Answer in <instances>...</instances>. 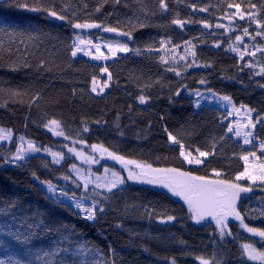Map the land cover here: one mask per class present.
Segmentation results:
<instances>
[{
  "label": "trees",
  "instance_id": "1",
  "mask_svg": "<svg viewBox=\"0 0 264 264\" xmlns=\"http://www.w3.org/2000/svg\"><path fill=\"white\" fill-rule=\"evenodd\" d=\"M165 2L167 10L160 11L158 0H121L118 4L107 0L102 6L101 0H48L44 6L67 16L66 20H58L22 6H39V0H0V130L10 132L13 137L10 144L0 146V206L11 208V214L0 216V224L11 222L9 229H0V259L12 255L23 259V252L29 247L34 251L61 247L83 250L82 254L72 251L71 260L65 257L66 264H172L173 260L175 264H201V259L211 264H261L248 260L241 248L242 244H251L264 252V242L258 237L240 230L235 222L229 225L231 235L221 240L215 223L197 224L182 199L171 197L155 186L128 183L112 193L100 192L107 197L105 211L97 213L95 221H87L67 204L49 199L33 177L35 174L40 181L63 186L60 179L67 175L72 182L67 183L72 186L68 190L70 194L101 199L94 196L95 192L91 196L77 187L78 182L70 172L74 160L52 165L48 157L33 156L20 165L7 162L8 157L15 155L20 137H24L25 141L63 152L84 146L90 153L91 145H103L130 160L154 167H175L194 175L210 176V170L216 168L223 173L222 178L233 179L243 171L244 161L240 157L251 151L258 154L257 146L246 148L229 135L228 112L211 107L196 110L187 92L198 89L228 95L236 107L244 105L253 109L256 120L264 116V87L258 86L264 85V76L255 75L264 66V54L256 51L264 46V37L251 38L257 25L249 19L238 23L235 17L231 26L235 30H228L225 14L235 9L226 5L240 3L245 10L246 0ZM252 3L256 4L258 18H264V2L252 0ZM193 4L196 9L192 8ZM97 7L100 12L95 11ZM199 8L208 11L201 12ZM177 17L195 22L180 29L171 24ZM199 21L213 27L205 29ZM76 22L113 27L119 22L121 31L132 32L129 45L133 51L106 65L72 57L76 32L71 24ZM141 23L143 27L139 26ZM217 23L226 27L215 28ZM244 27L248 28V36L243 34ZM237 35L248 39L246 51L255 50L254 57L245 55L240 60L239 53L230 50L229 45L238 46ZM169 37L173 45L191 41L196 45L197 62L211 66L185 69L184 61H180L176 67L181 75L176 76L168 68L173 55L178 58L185 54L184 48L175 49L167 56L169 49L155 50L160 48V39ZM217 43L219 48L215 47ZM148 48L153 51H147ZM137 49L140 54H136ZM192 50L188 49L189 62ZM161 56H165L168 64L161 62ZM42 60L46 62L43 69ZM248 61L253 63V68L245 67ZM105 66L112 76L111 87L104 96H95L91 80L92 77L107 80L101 71ZM202 78L207 81L205 85L198 83ZM184 85L187 90H181L179 96L173 95ZM141 94L149 97L148 103H139ZM51 119L60 121L68 139L56 138L44 127ZM85 127L87 132L83 131ZM165 127L186 148L193 145L205 151L215 144V155L208 157L210 163L190 167L182 162L176 146L168 140ZM254 137L258 143L264 141V123L255 128ZM81 139L86 144H73V140ZM258 156L264 161V155ZM104 165L120 170L111 163ZM241 184L250 186L246 182ZM238 211L249 227L264 230L261 215L264 194L247 197ZM167 215H174L175 221L161 223L158 217ZM36 219L48 224L49 229L32 227ZM52 226L59 231L52 232ZM18 230L37 235L30 245H23L7 234ZM32 259L35 264V258Z\"/></svg>",
  "mask_w": 264,
  "mask_h": 264
},
{
  "label": "snow or ice",
  "instance_id": "2",
  "mask_svg": "<svg viewBox=\"0 0 264 264\" xmlns=\"http://www.w3.org/2000/svg\"><path fill=\"white\" fill-rule=\"evenodd\" d=\"M48 2V0H39V6L30 7L27 4L22 5L23 7L29 8L30 11L34 12H45L50 17H55L58 20H66L67 16L62 15L55 11L52 7H46L44 4ZM107 0H101V6L103 3H106ZM114 3H120L121 0H113ZM247 9L242 10L240 3H228L226 6L228 9H235L231 14L226 13L225 18L230 21L229 28L230 30H235L231 27L232 22L235 17H238L239 20H245L246 17L249 19V22H254L257 25V30L255 31V35L251 38L254 40L256 36L264 37V31L260 29H264V18H258V13L255 11L256 4L252 3V0H246ZM264 2V0H262ZM158 8L160 11H166L168 8L165 0H158ZM193 9H196V5H192ZM201 12L208 11L207 8H199ZM96 12H100V7L95 9ZM138 19V18H137ZM190 19H181L174 18L171 20V24L179 26L180 29H183L186 24L194 23ZM131 24V22H129ZM203 25L205 29L212 28L213 25L206 21H199ZM118 26H104L101 23L97 22H76L72 23L71 27L73 29H101L106 33H118L122 37H126L129 40L132 39L131 31H121L119 28V22H117ZM135 27V25H131ZM143 27L141 23L139 25ZM215 28H225L226 26L221 23H217L214 26ZM243 34L245 36L249 35L248 28L244 27L242 29ZM237 41H242V36L237 35L235 37ZM160 48L155 49L156 51H161L164 49H169L168 52L165 53L167 56L170 52L175 49H179L180 47L184 48L185 54L180 55L178 58L173 55L172 56V64L168 68L169 71L175 72L176 76H180L181 72L177 70L176 65L179 64L180 61H184L183 67L185 69L195 67H210V64H200L196 60V45L191 41L184 42L183 45H173L171 38L160 39L158 41ZM171 46V48H169ZM108 55L105 52L101 51L100 43H93L91 40L84 39L81 35H75V38L72 41L71 45V56L76 57L78 53H83L85 56L91 57L93 60L101 61L108 60L112 57H115L117 53H127L129 51H133L127 45V43H122L117 41L115 45L106 44ZM215 47L219 48L220 44L217 43ZM246 47V46H245ZM193 49L191 51V61L189 62L187 59L188 49ZM229 48L233 52L239 53L240 60L244 59L245 55L255 56L256 51L264 52V48H257L256 51H240L239 46L229 45ZM94 49V51H93ZM0 50H2V45H0ZM136 54H140V50H135ZM147 51H153L152 48H148ZM11 55V52H9ZM165 56H161L160 60L164 64H168V60ZM45 61H40V68L45 67ZM27 66V65H26ZM245 67L251 69L254 67L251 61L245 63ZM243 71V68L240 69ZM103 73L107 74V80L103 83L102 86H99L98 80L96 77H92L91 80V91L93 93L102 94L104 89L110 86L109 81L112 80L111 73L108 72V68L105 66L101 69ZM255 75L264 76V66L259 68V71L255 73ZM199 84L205 85L207 81L205 79H200L198 81ZM259 87H264V85L258 84ZM99 87V92H98ZM181 90H187V86L184 85L182 89H177L173 95L179 96ZM208 95H205L200 90H195L191 93L192 96L197 99L194 102V106L196 108L200 107L201 101L208 100H216L217 102H223L224 106L227 108H231V111L227 113L228 116H232L238 114L240 109H243L245 112V122L241 124L239 121L234 122V125L230 123L227 126V132L234 134L235 137H241L242 128L249 129L248 131L243 132V144L248 145L253 143V132L252 129H255L257 123H261L264 120V117H258L256 122L254 123L251 117V113L253 109L247 108V106L241 105L240 109L236 107L232 98L228 95H218L211 90H207ZM38 99V97H37ZM138 100L140 104L148 103L149 97L146 95H139ZM97 123H100L99 121ZM44 127L51 131L56 136L65 137L68 139L69 137L65 136L64 131L62 130V126L60 121L56 119H51L47 123L44 124ZM119 125L117 124V128ZM3 130H0L2 132ZM83 131L87 132L88 128L85 127ZM165 132L168 137V140L171 145H175L178 151V156L182 158V162H186L187 165H205L208 161V157L215 155L216 146L213 144L209 150L202 151L200 148L195 147L193 145H189L187 148L181 139L177 137V135H173L172 132H169L165 127ZM122 134V133H121ZM251 138V139H250ZM6 139V137L0 135V140ZM21 147L18 148L15 152L14 156H10L7 158V162L14 165H20L30 153H40L41 150L47 153L50 156V163L52 165H59L64 159V153L59 151H52L50 148H44L43 146H37L31 141H28L25 145L24 137H20ZM86 144L82 139L79 141L73 140V144L75 143ZM93 153H99V159H103L105 156L119 163L126 171L127 176H122L119 172L112 171L108 168L104 169L105 176L103 178L97 177L96 181H92L90 179H86L83 185L77 183V187H83L85 191L88 190L89 184L95 183L96 189H106L108 193H112L114 189H120L127 181H135L141 184H147L152 186H158L163 189H166L168 193L175 197H179L182 199L186 205L189 213L191 214V219L195 221L197 224L205 221L206 219H211L215 222V225L218 229V238L223 240L226 236L231 235V230L228 227L229 218L234 219L235 221H239V227L245 229L247 232L251 233L253 237H258L261 242H264V230L259 228L249 227L246 223H244V217L237 209V201L240 198L241 193H250L253 191L251 186H243L239 181H249L252 185H256L257 181H259V186H264V161H261L259 164H250L249 157H253L255 160L260 161L261 156H257L256 151H251L247 154H244L240 157L244 161V169L243 171L237 173L233 179L222 178L223 173L216 168H212L211 175H194L191 171H182L179 168L175 167H154L150 163H141L136 160H130L125 158L123 155L117 154L114 151H110L108 148L103 145L93 144L90 146ZM259 151L264 154V141H261L258 145ZM68 152L72 153L76 158L80 159L84 163H98L99 159L95 158L92 155H85L83 149L77 151L74 147L68 148ZM48 165H45L47 167ZM71 170L74 171L77 176H82L83 174L80 172L79 168L75 163L71 164ZM33 177L36 181H38L43 190L48 194L49 199H51L54 203L65 204L67 203L69 207H71L78 215H82V218L87 221H95L97 218V213H103L105 211V202L107 197H104L102 193L95 192V197H102L101 199H97L94 197L87 198L90 203L85 204V198H76L73 194L69 196L66 191L62 188H57V186L52 181H40V178L33 174ZM63 179L68 180L70 176L65 175ZM102 180V182H101ZM76 183V181H73ZM11 214V208L0 206V216H6ZM264 216V213H261ZM15 219V217H13ZM161 223H167L170 221H175L176 217L174 215H167L165 217H158ZM11 227V222H6L0 224V229H9ZM32 227H39L40 230H48L49 225L42 223L39 219L33 221ZM52 232H57L59 229L52 226ZM8 235L12 236L15 240L23 245H30L33 237L37 234L34 232H22V231H8ZM243 252L247 255L249 260H261L264 261V252H259L253 245L244 244L242 245ZM76 251L82 254L83 250H67L61 247H50L48 251L44 249H40L39 251H34L32 248H26L23 252V259L18 258L15 255L7 256L6 259H0V264H34L33 257L35 258V264H66L65 257L68 260L72 259L71 252ZM172 264H175V260L172 261ZM201 264H211V261L201 259Z\"/></svg>",
  "mask_w": 264,
  "mask_h": 264
},
{
  "label": "rangeland",
  "instance_id": "3",
  "mask_svg": "<svg viewBox=\"0 0 264 264\" xmlns=\"http://www.w3.org/2000/svg\"><path fill=\"white\" fill-rule=\"evenodd\" d=\"M238 21V23L239 22H243V21H246V20H248V18L246 17V19L245 20H239V18L237 19ZM229 24H230V21H227ZM233 23V22H232ZM252 23H254V22H252ZM232 25H234V24H232ZM231 25V26H232ZM228 30H230V29H228ZM74 31L76 32V34L75 35H77V34H79V35H81L84 39H86V40H91L93 43H100L101 44V51H103V52H105V54L106 55H108V52H107V48L105 47V45L106 44H113V45H115V43L117 42V41H119V42H122V43H127V45H128V47L130 48V45H129V43L131 42V40H129L128 38H124L123 40H112V39H106V38H103L102 36H100L101 34H99L102 30L101 29H74ZM75 38V37H74ZM248 42V39H242V41H237V43H236V45H238V46H240V47H243L244 49H245V51H246V49H248L249 48V46H246L245 47V45H249L250 43H247ZM252 45V44H251ZM254 45V44H253ZM262 45V44H261ZM251 47V46H250ZM261 48H264V46L263 47H261ZM131 49V48H130ZM93 51H94V49H93ZM253 51H255V50H253ZM261 52V51H260ZM129 53H131V51H129V52H127V53H117V55L115 56V57H112V58H110V59H108V60H101V61H97V60H93L91 57H89V56H85V55H83V53H78L77 54V56L75 57V58H84V59H86V60H88V61H91V62H93V63H97V64H102V65H106V64H108V63H110V62H112V61H114V60H116L117 58H118V56L119 55H127V54H129ZM261 53H263L264 54V52H261ZM104 76L107 78V74L106 73H104ZM106 81V80H105ZM105 81H98V83H99V86H102L103 85V83L105 82ZM109 84H110V86L108 87V88H106V89H104V91H103V93L102 94H97V93H93L95 96H104L109 90H110V87H111V82L109 81ZM98 92H99V87H98ZM193 91H188L187 92V96H189L191 99H193V103L195 102V100L197 99L196 97H194V96H192L191 95V93H192ZM201 92H203L205 95H208L209 93H208V91H201ZM233 101V100H232ZM235 104V103H234ZM203 107H211V108H216V109H219V110H222V111H226V112H230L231 111V108H227V107H225L224 106V103L223 102H217L216 100H208V101H201V103H200V107L199 108H196L195 107V109L196 110H200L201 108H203ZM238 108V107H237ZM248 108V107H247ZM238 109H240V107L238 108ZM244 117H245V112H244V110L243 109H240V111H239V113L238 114H235V115H232V116H229V120H230V123H232L233 125H234V122H237V121H239L241 124H243L244 122H245V119H244ZM251 117H252V120H253V122L255 123L256 122V113L255 112H252L251 113ZM261 117H264V116H261ZM261 123H264V120H262L261 121ZM260 123H257L256 124V127L259 125ZM235 126V125H234ZM255 127V128H256ZM249 129H246V128H242L241 129V132H242V135H241V137H235L234 136V134H232V133H229V135L230 136H232L235 140H237V141H239V142H241L242 144H243V132H245V131H248ZM51 132V131H50ZM252 132H253V137H254V132H255V129H252ZM52 133V132H51ZM53 134V133H52ZM0 135H2V136H4V137H6V139H3V140H0V146L1 145H4V144H10L11 143V141H12V134L10 133V132H8V131H2V132H0ZM54 135V134H53ZM56 138H61V136H56V135H54ZM255 138V137H254ZM251 139V138H250ZM19 142H20V139H19ZM28 141H25V147H26V143H27ZM32 142V141H31ZM32 143H34L35 145H37L35 142H32ZM20 144H21V142H20ZM19 143H18V148H20L21 147V145H20ZM258 145H259V143L255 140V139H253V143L252 144H248V145H245V144H243V146L244 147H246V148H251V147H256L257 148V150H258V154H260V155H264V154H262L260 151H259V148H258ZM38 146V145H37ZM74 148L77 150V151H79V150H81V149H78V148H76L75 146H74ZM81 148L83 149V151L85 152V155H92V156H94L95 158H97V159H99V156H100V154L99 153H93L92 152V150H91V152L90 153H88V151H86L87 149H86V147H84V146H81ZM52 151H59V150H55V149H51ZM59 152H62V153H64V159H63V161L61 162V164H63L66 160H74V162L73 163H75L76 165H77V167L79 168V170H80V172L83 174L82 176H77V174L74 172V171H72L71 170V168H70V172H71V174H72V176L77 180V182L80 184V185H83V183H84V181L86 180V179H90V180H92V181H96V178L97 177H101V178H103L104 176H105V172H104V169L105 168H108L109 170H110V172H112V171H115V172H119L122 176H127V171L119 164V163H117V162H115V161H112L111 159H109V158H107V156H105L103 159H99V162L98 163H84V162H82L80 159H78V158H76L72 153H69L68 152V149H67V151H65V152H63V151H59ZM258 154H257V156H258ZM33 156H44V157H48V158H50V156L47 154V153H45L43 150H41V152L40 153H30L29 154V156L26 158V159H28V158H30V157H33ZM71 157V158H70ZM25 159V160H26ZM261 161H262V159L260 160V161H258V160H255L253 157H249V163L250 164H259V163H261ZM72 163V164H73ZM104 163H111V164H113V165H115V166H117V167H119L120 168V170H117V169H115V168H112V167H109V166H105L104 165ZM61 164H59V165H61ZM190 167H200V166H197V165H189ZM122 170V171H121ZM60 182H62V183H64L65 185H63V186H59V185H57V184H55L56 186H57V188H62L64 191H66L67 193H68V195L69 196H72L73 194H70L69 193V191L68 190H70V189H72V186H70V185H67V183L68 184H70V183H72V182H70V180H65V179H60ZM101 182H102V180H101ZM239 182H241V183H248L250 186H257V185H259V181H257V184L256 185H252L249 181H239ZM137 184L138 182H135V181H127L126 180V182H125V184L123 185V186H121V188H123V187H125L126 186V184ZM152 186V185H151ZM40 187L42 188V186H41V184H40ZM155 187H157L158 189H160V190H162L163 192H165V193H167L168 195H170L171 197H174V198H177V197H175V196H173V195H171L170 193H168V191L166 190V189H163V188H161V187H158V186H155ZM262 187H264V186H260V187H252V189H256V190H264V188H262ZM120 188V189H121ZM43 189V188H42ZM82 189H83V192L86 194V193H90V195L92 196L93 195V192H102V193H108L107 192V190L106 189H96L95 188V183H91V184H89V188H88V190L87 191H85L84 190V188L82 187ZM115 190H117V189H114L113 191H115ZM76 196V198H85V204L87 205V204H89L90 203V201L87 199V198H89V197H86V196H81V197H78L77 195H75ZM65 204H67V203H65ZM68 205V204H67ZM237 222V225L239 226V221H236ZM235 223V222H234ZM230 223H228V227H229V229H230ZM239 229L240 230H243V231H245V232H247L245 229H243V228H241V227H239ZM242 245H244V244H242ZM242 245H241V248H242ZM258 251V250H257ZM260 252V251H259ZM244 255H245V257L247 258V255L244 253ZM248 259V258H247ZM249 260V259H248ZM251 261V260H250ZM252 261H256V262H259V263H261V264H264V261H261V260H259V259H257V260H252Z\"/></svg>",
  "mask_w": 264,
  "mask_h": 264
},
{
  "label": "water",
  "instance_id": "4",
  "mask_svg": "<svg viewBox=\"0 0 264 264\" xmlns=\"http://www.w3.org/2000/svg\"><path fill=\"white\" fill-rule=\"evenodd\" d=\"M102 36H104L105 38H108V39H113V40H120V39H123L124 37L120 36L118 33H106V32H101ZM254 194H264V190H256V189H253L252 192L250 193H241L240 194V198L239 200L237 201V209L239 207V205L249 196L251 195H254ZM177 199H180L179 197H177ZM186 204V203H185ZM187 206V205H186ZM234 219L232 218H229V221L228 222H233ZM203 223H214L213 220H211L210 218L209 219H206L205 221H202Z\"/></svg>",
  "mask_w": 264,
  "mask_h": 264
}]
</instances>
